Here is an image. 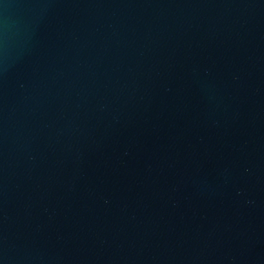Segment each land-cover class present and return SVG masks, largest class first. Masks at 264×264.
<instances>
[{
  "label": "water",
  "instance_id": "water-1",
  "mask_svg": "<svg viewBox=\"0 0 264 264\" xmlns=\"http://www.w3.org/2000/svg\"><path fill=\"white\" fill-rule=\"evenodd\" d=\"M0 264H264V0H0Z\"/></svg>",
  "mask_w": 264,
  "mask_h": 264
}]
</instances>
